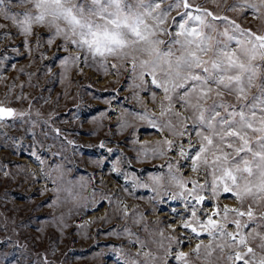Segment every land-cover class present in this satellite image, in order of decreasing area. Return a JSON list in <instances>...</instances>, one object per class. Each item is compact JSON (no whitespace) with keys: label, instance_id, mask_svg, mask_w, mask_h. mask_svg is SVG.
<instances>
[{"label":"snow or ice","instance_id":"obj_1","mask_svg":"<svg viewBox=\"0 0 264 264\" xmlns=\"http://www.w3.org/2000/svg\"><path fill=\"white\" fill-rule=\"evenodd\" d=\"M0 21V147L12 149V156L29 152L30 161L39 166V176L51 181L54 195L38 207L72 203L67 214L45 219L62 230L67 227L65 215L71 217L74 210L80 215L104 207L102 215L78 224L77 231L86 230L88 223L103 225L112 216L123 219L122 226L96 232L126 236L127 244L136 249L128 251L123 241L105 245L119 264H196L200 260L205 264H264V0H0ZM25 54L30 57L27 64L39 56L42 64L37 72L47 68L53 73L58 61L62 81L70 68L125 76L126 88L132 91L124 100L131 98L135 104L126 107L104 97L107 106L87 117L102 128L103 120L115 113V129L128 130L118 144L108 138L116 134L111 125L98 142L78 143L52 123L53 113L43 119L46 126L52 125L55 138L64 137L62 147L72 146L73 155L81 148L98 150L95 159L88 161L99 166L98 181L95 169L70 177L73 170L66 166V156L46 165V154L35 147L32 128L27 129L32 132L28 147L22 137L7 131L18 123L36 125L33 112L41 118L34 98L23 90L26 83L31 86L36 73L25 64L17 67L10 58L20 55L24 59ZM9 67L17 73L11 80L5 75ZM19 75L27 80L17 84ZM25 101L27 108L17 106ZM77 119H81L78 110L68 122ZM141 123L151 130L145 134L159 139L142 143ZM83 135L96 136V130ZM119 144L131 146L135 157L126 156ZM160 158L162 163L152 171L144 168L138 174L131 168L134 160ZM105 167L114 174L116 190L107 187ZM9 168L20 169L17 175L22 171L37 176L14 160L0 157L5 177L12 175ZM88 188L91 192L85 194ZM136 189L146 190L147 196H137ZM47 191L44 187L41 195ZM121 192L147 201L151 208L130 205ZM3 195L7 198L8 193ZM164 208L169 212L163 220L146 219L149 211ZM130 225L138 227L133 230ZM42 230L43 222L37 232ZM9 240L5 238V243ZM12 243L21 255L10 258V264L27 260L28 244ZM50 251L56 252L51 237L49 247L31 253L29 264H56L49 258ZM96 255L102 257L103 250Z\"/></svg>","mask_w":264,"mask_h":264},{"label":"rangeland","instance_id":"obj_2","mask_svg":"<svg viewBox=\"0 0 264 264\" xmlns=\"http://www.w3.org/2000/svg\"><path fill=\"white\" fill-rule=\"evenodd\" d=\"M248 19L251 20L250 17ZM244 23H247V21H244ZM16 39L19 40L20 37L17 36ZM44 47H48L46 43ZM54 50V47L49 48V55ZM10 58L17 64V67L21 64H25L27 65L28 71L36 73L31 80V86L26 83L23 90L29 93L30 97L34 98V108L40 111L41 118H37L35 112H33V119H38L36 125L24 124L21 126L18 123L17 127L7 129L9 134L22 137L24 147H28V145L32 143V132L27 131V129L32 128L37 140L35 147L42 154H46V165L64 160L66 156L68 159L65 161V164L73 170L68 174L70 177L86 175L95 169L98 181L100 177L99 166L88 162L90 157L93 160L95 159V153L98 150L81 148L73 155L71 151L72 146L62 147L61 142L64 140V137L60 136L59 138H55L56 134L52 131V125L46 126L43 123V119L47 118L48 113H53L52 123L56 127L63 129L69 138L76 139L78 143L87 141L98 142L100 138H105L107 136L109 131L108 126L111 125L112 131L116 134L108 138L112 140L114 145L118 144L124 136L128 135V130L120 133L115 129V113H113L111 119L105 118L103 120L105 126L102 128H96V125L88 121L87 117L94 115L95 111L107 106L103 99L104 97L112 99L113 104L119 100L126 107L135 104V101L131 98L127 101L124 100L126 96H131L132 91V89L126 88L127 80L125 76L122 75L120 78H117L114 74H108L103 70L97 71L95 68L85 67L82 73L78 68H70L62 81L60 77L61 69L58 61L52 66L53 73H55V75H53V73L48 72L47 68H40L39 72H37V68L42 64L38 55L31 64H27V60L30 59V57H27L26 54L24 59H21L20 55L10 56ZM5 75L11 80L13 76H17V73L14 69L9 67ZM21 80L26 81L27 78L23 75H19L16 83L19 84ZM2 91L3 85H0V93H2ZM92 93H95V95H91ZM157 98L159 99V97ZM77 105H79L78 109L76 107ZM17 106L27 108L28 102L25 101L22 105L17 104ZM148 106L149 108L152 107L151 102H149ZM136 107H140V105H136ZM77 110L79 111L81 119L68 122L72 112ZM89 129L96 130V136L83 135V133L87 132ZM146 131L150 132L151 130L145 123H141L138 134L139 140L142 143H151L159 139L158 136L145 134ZM45 132L49 134L44 135ZM77 133H80V135H77ZM41 142L43 143V148H41ZM49 145L52 147H49ZM119 147L124 151L126 156L135 157L136 153L132 151L131 146L125 148L123 144H119ZM11 151L12 149L10 148L0 147V157L14 160L21 166V169L26 167L29 171L36 172L37 176L25 175L22 171L21 174L17 175L16 173L20 171V169L16 168L7 169L12 172V175L9 177H5L3 173L0 172V264H4L5 261H9L10 264V258L21 255V251L17 250L12 241L19 240L21 245L25 243L28 244L29 252L25 253L28 259H21L20 264H29L30 260L33 259L31 253L39 252L49 247L50 237L55 240L56 252L53 255L50 251L49 258L55 260L56 264H119L114 252L104 246L107 244L119 245L122 241L128 251L135 253L136 249L127 244L128 238L126 236L96 235L98 228L108 230L110 228H117L118 225L122 226L125 224L123 219L116 216H112V218L103 225H100L99 222L88 223L86 230L77 231L78 224L90 221L95 215H102L105 210L104 207H101L99 212L89 210L80 215L75 214L74 210L71 217L65 215L67 227L62 230L51 222L50 219H45L53 215L58 217L61 213L67 214L68 209L72 207V203L68 202L57 205L55 208L51 207L48 203H44L42 207H38L37 205H40L41 202L49 201L53 197L54 193L51 191L52 183L50 180H46L39 176V166L30 161L29 152L21 151L18 155L12 156L9 155ZM53 152H61L62 155L54 157L52 155ZM21 158H24V160ZM162 160L163 158L146 162H136L134 160L131 168L138 174H140L141 169L144 168H147L148 171H152L154 168H158ZM125 166L127 167V165ZM103 172L108 189L116 190L117 181L114 178V174L110 175L107 167L104 168ZM53 176H56L55 172ZM34 180H38V182L34 183ZM119 183L123 184L124 181L121 179ZM99 186L100 185L97 183V187ZM44 187H47L49 191L41 195L40 190ZM135 191L137 196H147L148 194L146 190L142 189H136ZM5 192L8 193L7 198L3 195ZM90 192L91 188H88L85 194ZM121 196L127 203L130 205H137L141 210L151 208V205H149L147 201H141L123 192H121ZM157 206L160 207V205ZM168 212V208H164L162 211L158 212L149 211L146 215V219L149 221H154L157 218L163 220ZM5 218L8 220L7 225L4 223ZM41 222H43V230L42 232H37V229L41 228ZM130 226L133 230H136L138 227L136 225ZM5 227H7L8 231L4 230ZM13 227L16 228L15 232L12 231ZM141 235L143 236L142 232ZM7 237H11V240L5 243V238ZM37 237H41V239L37 240L34 244L33 241L36 240ZM98 244L101 248H97ZM193 244H195V241H193ZM101 250L104 252L102 257L96 255V253ZM184 250L187 251L188 248L186 247ZM193 258L195 259V257ZM196 264H205V262L200 260L197 261Z\"/></svg>","mask_w":264,"mask_h":264},{"label":"bare ground","instance_id":"obj_3","mask_svg":"<svg viewBox=\"0 0 264 264\" xmlns=\"http://www.w3.org/2000/svg\"><path fill=\"white\" fill-rule=\"evenodd\" d=\"M22 160H24V158H21Z\"/></svg>","mask_w":264,"mask_h":264}]
</instances>
